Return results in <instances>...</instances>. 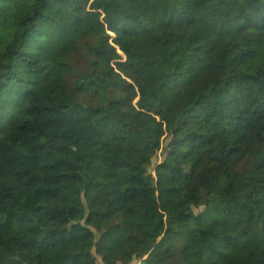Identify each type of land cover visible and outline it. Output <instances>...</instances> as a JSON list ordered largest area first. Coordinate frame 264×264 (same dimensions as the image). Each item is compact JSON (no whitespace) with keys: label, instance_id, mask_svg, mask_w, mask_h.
Segmentation results:
<instances>
[{"label":"trees","instance_id":"trees-1","mask_svg":"<svg viewBox=\"0 0 264 264\" xmlns=\"http://www.w3.org/2000/svg\"><path fill=\"white\" fill-rule=\"evenodd\" d=\"M104 213L157 221L123 264H264V0H0V264H121Z\"/></svg>","mask_w":264,"mask_h":264},{"label":"rangeland","instance_id":"rangeland-1","mask_svg":"<svg viewBox=\"0 0 264 264\" xmlns=\"http://www.w3.org/2000/svg\"><path fill=\"white\" fill-rule=\"evenodd\" d=\"M214 3H216V1H214ZM181 13L184 14H172L168 16L166 22L168 24L184 23L185 18L189 17L194 18L198 21V25L201 30L206 32L215 31V29H212L210 26L206 8L192 9L189 7H184ZM242 21V18L239 17L236 25L231 30H229V32L222 33L220 34V36L226 39L232 37L236 31V28L242 24ZM145 160L150 164V171L155 178L158 188L157 190L160 193L171 184L172 175L169 172L163 171L159 168V163L162 160L160 154H147L145 156ZM167 197L173 201H177V199L174 197ZM108 208L112 209L113 207L112 205H110ZM103 216L104 221L95 222L91 228L92 232L96 236V239L102 241V244L99 248L100 257L108 259L111 256H114V258L121 264L124 263L126 253H134L143 249L142 241L146 236L150 235L151 232L154 231L153 226H155V224L157 223V221L155 220L150 221L139 217L135 220L134 223L126 224L124 223V218L121 216L117 217L114 220L108 219L105 213L103 214ZM136 224L143 226L146 225L148 227L146 229V233H132ZM156 230L158 231L159 228H157ZM132 258V264L139 263L137 262V260H134V258H136L135 255Z\"/></svg>","mask_w":264,"mask_h":264},{"label":"water","instance_id":"water-1","mask_svg":"<svg viewBox=\"0 0 264 264\" xmlns=\"http://www.w3.org/2000/svg\"><path fill=\"white\" fill-rule=\"evenodd\" d=\"M164 155H165V152L164 151L161 152L160 156H161L162 159L164 158Z\"/></svg>","mask_w":264,"mask_h":264}]
</instances>
